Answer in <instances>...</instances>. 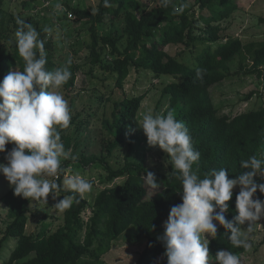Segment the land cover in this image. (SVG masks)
Here are the masks:
<instances>
[{"label": "trees", "instance_id": "obj_1", "mask_svg": "<svg viewBox=\"0 0 264 264\" xmlns=\"http://www.w3.org/2000/svg\"><path fill=\"white\" fill-rule=\"evenodd\" d=\"M0 0V35L5 24V9ZM34 1V0H32ZM123 0H111L112 7L105 8L100 0L95 14L86 9L75 8L73 12L79 20L91 24L92 40L91 61L101 65L107 72L117 75L116 84L123 87L132 70H151L156 76H179L180 81L169 83L164 93L170 96V107L178 120L188 127L193 138V146L201 152L198 162L200 175L212 169L227 168L229 178L248 171L240 165L242 159L252 155L264 158V108L251 110L231 117L220 114L217 109L210 87L226 79L231 72V64L237 55L252 63L249 73L264 75V41L244 43L239 38H232L221 43L208 54H202L196 65L190 66L178 60L166 51L169 44H189L197 39L194 30L198 27L186 7L182 14H173V7L156 6L145 9L140 15L135 11L126 14L127 46L119 48L118 36L106 35L99 37L96 25L104 23L108 16L116 18L121 10ZM132 1V0H129ZM220 0H196L197 6L215 8ZM228 4V0H221ZM188 4L189 0H184ZM217 10V9H216ZM220 14V11H218ZM217 15V14H216ZM218 19L223 18L218 15ZM214 18H217L214 17ZM16 19L15 15L11 20ZM214 20V19H212ZM208 21V31L212 32L215 25ZM28 22V21H26ZM16 23V21H15ZM29 23V22H28ZM41 37L46 38L45 50L48 64L52 70L59 67L55 61L54 40L49 34L40 30ZM215 36L213 40H218ZM111 48L113 59L103 61L104 48ZM24 62L18 53L12 54L0 47V81L9 70H23ZM242 67V65H241ZM245 67V64H244ZM205 70L203 79H198L196 69ZM72 79L65 85L74 87L77 79L76 69L70 68ZM145 94L124 98L118 104L113 128L124 132L117 143L125 139L132 141L137 136L132 134L139 131L138 112ZM134 131L129 132V129ZM127 133V136H126ZM133 136V138H132ZM7 150L12 148L9 144ZM84 166L101 163L108 171V179L113 181L124 177L123 183H115L109 188L102 189L92 203V214L86 221L83 212L89 206L86 197H81L69 190L59 193L75 196L79 201L64 211V223L54 232L49 231V224L43 223L39 231L27 233L31 201L14 195L11 188L2 196L9 206L12 221L8 224L5 235L0 239V264H103V256L112 249L113 242L118 239L130 226L138 228V237L146 240L147 244L141 252L136 264H167L163 255L165 248L159 237L163 231V223L167 220L170 209L182 203V188L178 178L172 176L174 171L159 172L149 169L145 162L127 161L120 168H114L104 157L92 155L81 161ZM66 169V164H62ZM153 172L157 182L162 183L160 191L151 189L146 181L147 172ZM260 179V178H257ZM63 184V174L56 179ZM167 185L164 187L163 185ZM229 202V212L226 218L231 220L237 214L236 195ZM225 229L218 227L217 238L210 239V264H215V254L220 250H230L237 254L244 253L243 248L233 247ZM16 239L17 244L8 257H3L4 242ZM243 264H250L242 256Z\"/></svg>", "mask_w": 264, "mask_h": 264}, {"label": "rangeland", "instance_id": "obj_2", "mask_svg": "<svg viewBox=\"0 0 264 264\" xmlns=\"http://www.w3.org/2000/svg\"><path fill=\"white\" fill-rule=\"evenodd\" d=\"M56 2L57 0H4L5 24L0 35V47L12 54L18 53L14 35L18 25L15 23L16 19L11 20V16L15 15L33 23L39 31L45 27L53 28V33L49 36L54 40L55 61L59 67L66 66L71 59L72 63L69 67L76 69V83L72 88L64 85L60 91L69 101L72 120L69 129L63 130L61 135L66 149L71 148L78 158L75 161H63L62 164L67 165L65 174L80 173L94 181L92 192L84 195L89 206L83 215L88 221L92 214V203L97 194L115 183H123L125 178L109 180V173L104 165L95 163L86 167L81 163L84 157L92 155L104 157L114 168L124 166L127 161H143L151 170L170 171L168 154L159 146H149L141 129L132 134L137 135L134 140L125 139L118 144L119 137H125V134L112 126L116 121L118 104L124 98L145 94L138 112V120L149 110L153 114H166L170 107V96L164 93V88L171 82L180 81V77L156 76L148 69L132 70L124 86H117L115 73L103 70L101 65L92 64L91 24L86 20H79L73 12L75 8H80L89 11L95 9L96 13L100 0H61L66 11L59 16L52 14ZM158 2L159 0H123L120 13L116 18L108 16L104 23L96 25L99 37L118 36L119 48L124 50L128 42L127 12L135 11L137 15H140L145 9L156 6ZM228 2L226 4L220 0L217 1L215 8L208 6L204 9L197 6L196 0H189L187 8L198 25L194 30L197 39L189 44H169L166 46V51L181 62L194 66L202 54L214 51L218 45L229 39L239 38L244 43L264 41V0H228ZM68 13H73L75 18H69ZM218 15H222L223 18L218 19L220 17ZM216 16L217 18H214ZM206 19L215 25L212 32L208 31L209 22ZM57 26L60 30L59 35L56 34ZM215 36L219 37L218 40H213ZM103 52V61L110 62L113 59L111 48L106 46ZM241 59H243L242 56L237 55L231 64L230 75L210 87L220 114L234 117L244 112L264 108V75L250 74L252 63L250 60H244L245 62L241 63ZM11 145L12 148L15 146ZM0 163H7L6 153H0ZM257 182L264 183V179H257ZM10 189L9 182L0 173V239L4 237L6 228L12 221L10 208L2 200V196ZM235 190L239 191V188L233 191ZM58 195L60 197L57 200H53L50 195L48 205L31 203L27 233L39 231L45 222L49 224L51 233L64 223V212L58 213L51 209L58 200L66 196L61 193ZM256 195L264 201V194L258 191ZM259 223L261 225L254 233L252 240V252L242 253L245 261L250 264H264V219ZM243 227L246 228L247 225ZM163 233L164 227L161 235ZM16 244L17 240L13 238L4 242L3 257H8ZM146 244V240L138 237V228L132 225L113 242L112 249L103 256V264H136Z\"/></svg>", "mask_w": 264, "mask_h": 264}, {"label": "clouds", "instance_id": "obj_3", "mask_svg": "<svg viewBox=\"0 0 264 264\" xmlns=\"http://www.w3.org/2000/svg\"><path fill=\"white\" fill-rule=\"evenodd\" d=\"M159 4L168 8L174 0H159ZM103 6L111 8V0H103ZM186 7L187 3L180 0L173 7V14H182ZM65 11L64 4L57 0L52 14L59 16ZM92 12L95 14V9ZM68 16L71 18V13ZM16 24L15 46L24 67L22 71L9 70L0 81V153H6L7 160L0 163V173L15 196L31 202L48 205L50 195L57 200L58 193L64 190L83 197L92 192L94 181L80 173L65 174L67 170L62 166L63 161L78 158L71 148L66 149L61 135L72 120L69 101L60 91L72 79V61L49 70L46 38L25 18L17 16ZM43 32L50 35L53 28L45 27ZM56 34H60L59 26ZM204 71L196 69L198 79H203ZM136 124L149 146H159L168 154L174 169L171 174L181 183L182 203L171 207L163 223L164 233L158 238L165 248L167 264H210L209 237L217 238L218 225L226 230L224 235L233 247L251 253L254 233L264 219V201L256 195L258 191L264 194V183L257 182V178L264 179V158L252 155L242 159L240 165L248 171L235 178L230 179L224 167L201 176V152L194 148L186 124L172 111L153 114L149 110ZM132 131L130 128L129 132ZM9 144L15 145L10 151L6 148ZM62 174L61 185L56 178ZM145 181L151 189L160 191L162 183L157 182L153 172H147ZM237 187V214L229 220L226 213ZM63 197L51 209L62 213L79 202L74 195ZM214 258L215 264H243L242 254L230 250H220Z\"/></svg>", "mask_w": 264, "mask_h": 264}, {"label": "built area", "instance_id": "obj_4", "mask_svg": "<svg viewBox=\"0 0 264 264\" xmlns=\"http://www.w3.org/2000/svg\"><path fill=\"white\" fill-rule=\"evenodd\" d=\"M71 17H72V18H75L73 13H71Z\"/></svg>", "mask_w": 264, "mask_h": 264}]
</instances>
